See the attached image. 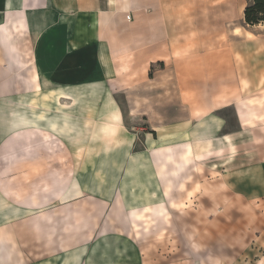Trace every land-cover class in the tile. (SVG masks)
I'll return each instance as SVG.
<instances>
[{"label":"crops","instance_id":"0c3cea01","mask_svg":"<svg viewBox=\"0 0 264 264\" xmlns=\"http://www.w3.org/2000/svg\"><path fill=\"white\" fill-rule=\"evenodd\" d=\"M229 1L239 6L243 19L247 0H0V18L6 19L10 30L11 22L20 15H24L22 22L26 24L16 31L20 38L15 44V55L13 49L2 52L0 43V264H19L18 259L22 264L14 243L22 231L35 235L47 253L61 252L50 251L46 212L58 210L60 216L67 205L80 208L83 201L92 204L99 199L83 193L81 182L67 176V158L76 154L72 152L73 142L82 135L81 117L75 115V110L83 104L76 95L69 100L71 95L67 92L89 88L97 93L105 81L111 100L103 103V108L113 112L108 121L101 123L102 131L115 133L123 116L120 105L112 100L114 93L123 95L128 113L146 107L133 100L132 90L128 85L122 86L119 79L132 78V71H137L141 80H151L154 77L149 76V69L165 59L173 61V108L180 110L173 125L211 126L208 131L203 130L207 135L174 143L173 149L180 152L183 145L215 140L210 134L220 124L213 112L233 105L240 117L239 131L218 138L226 151L224 162H234L240 153L233 140H248L249 164L244 165L249 166L251 179L258 177L254 196L264 198V136L258 140L261 134L254 131L257 124L263 123L255 117L256 123L249 125L252 117L237 103L239 98L224 101L223 95L215 97L225 86L226 77L238 75L235 68L226 66V62L233 66L235 60L232 48L226 45L233 39L232 34H225L226 14L231 11ZM229 29L232 31L233 26ZM25 35L29 50L24 47ZM181 78H185L184 82ZM195 98L203 99V103L195 105ZM195 108L199 109L196 116ZM67 109L73 110L69 116ZM142 115L150 118L146 112ZM157 151L152 150L150 162L153 181H124V186L158 189L160 194L162 176ZM181 156H176L177 162ZM177 166L173 173L179 175L173 177V188L181 187L188 168L194 164L185 162L184 170L179 169L183 164ZM115 198L111 203L104 201L108 211ZM119 198L125 206L145 205L131 192L127 199L121 193ZM155 201L151 197L149 203L157 204ZM251 264H264V248Z\"/></svg>","mask_w":264,"mask_h":264},{"label":"rangeland","instance_id":"374dc122","mask_svg":"<svg viewBox=\"0 0 264 264\" xmlns=\"http://www.w3.org/2000/svg\"><path fill=\"white\" fill-rule=\"evenodd\" d=\"M228 4L231 11L226 14L225 34H232L233 39L226 45L232 48L235 60L233 66H229V62L226 66L235 68L238 75L226 77L225 86L215 97L223 95L224 101L239 98L237 103L252 117L251 121L248 119L252 122L249 125L256 120L263 123L254 129L261 134L260 140L264 136V24L246 25L240 18L239 6L230 1ZM0 19L3 21H0L2 52L13 49L15 55V44L20 37L9 28L10 32L5 33L2 25L9 23H5L2 16ZM230 26H233L232 31ZM24 41L25 49L29 50L26 35ZM132 72L134 77H124L128 84L123 79H119L120 83L128 85L133 100L146 107L128 113L123 95L114 93L112 100L120 105L123 116L115 133L102 131L101 123L108 121L107 117L113 112L111 108H103V103L111 100L105 81L98 88L93 87L97 88V93L89 88L67 92L71 95L69 100L76 95L83 102L75 110V115L81 117L78 126L82 139L73 142L75 150L72 152L76 154L67 158L70 166L67 176L81 182L83 193L94 194L100 200L92 204L83 201L80 208L67 205L60 216L58 210L46 212L50 251L61 252L47 253L35 235L26 231L19 233L14 243L22 264H251L264 248L261 243L264 240V198L254 196L258 191V177L251 179L249 166L244 165L249 164L246 150L249 141H244V137L242 141L233 140L240 153L232 163L224 162L226 151L218 141L223 135L239 131L240 117L236 109L230 105L213 112L220 124L210 134L215 140L203 145L186 144L181 150L178 148L180 152L175 151L174 143L207 135L211 126L173 125V118L180 110L173 108L176 79L171 59L151 66L148 71L149 76L154 77L151 80L143 81L137 71ZM181 79L184 82L185 78ZM224 89L226 92H222ZM202 100L195 98V105L203 103ZM70 111L73 110H66L67 116ZM197 111L199 109L195 108V116ZM153 128L156 130L151 133ZM203 130L207 131L203 133ZM189 131L194 132L193 136L187 135ZM153 149L159 152L160 194L158 189L124 186V181H153L150 168ZM179 154L182 156L177 162ZM185 162L194 166L188 168L181 187L173 188V177L179 175L173 173V169L183 164L179 169L184 170ZM222 164L223 167L219 166ZM130 192L145 201V205H123L119 194L125 199L130 197ZM114 197L108 211L104 201L108 203ZM151 197H155L157 204L149 203ZM132 209L135 210L130 211Z\"/></svg>","mask_w":264,"mask_h":264},{"label":"trees","instance_id":"16d2710c","mask_svg":"<svg viewBox=\"0 0 264 264\" xmlns=\"http://www.w3.org/2000/svg\"><path fill=\"white\" fill-rule=\"evenodd\" d=\"M243 21L248 26L264 24V0H247L243 8ZM154 133V131H150Z\"/></svg>","mask_w":264,"mask_h":264},{"label":"bare ground","instance_id":"6f19581e","mask_svg":"<svg viewBox=\"0 0 264 264\" xmlns=\"http://www.w3.org/2000/svg\"><path fill=\"white\" fill-rule=\"evenodd\" d=\"M24 19V15H20L19 18H17L16 21H12L10 24V28H11V32L13 31H19L22 30L26 24H24L22 21ZM18 21V22H17ZM3 24V23H2ZM9 27L7 25H2V30H4L5 33H9L10 31H8ZM27 30V29H26ZM41 83V81H39ZM39 86V85H38ZM208 139V138H207Z\"/></svg>","mask_w":264,"mask_h":264}]
</instances>
